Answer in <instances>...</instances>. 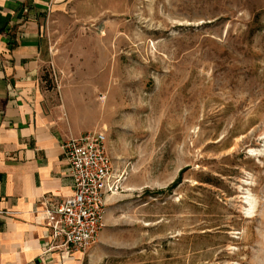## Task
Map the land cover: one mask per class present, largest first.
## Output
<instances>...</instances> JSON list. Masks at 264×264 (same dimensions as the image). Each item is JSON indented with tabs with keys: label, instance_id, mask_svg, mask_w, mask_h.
I'll use <instances>...</instances> for the list:
<instances>
[{
	"label": "rangeland",
	"instance_id": "1",
	"mask_svg": "<svg viewBox=\"0 0 264 264\" xmlns=\"http://www.w3.org/2000/svg\"><path fill=\"white\" fill-rule=\"evenodd\" d=\"M43 38L119 185L84 264H264V0H73Z\"/></svg>",
	"mask_w": 264,
	"mask_h": 264
},
{
	"label": "crops",
	"instance_id": "2",
	"mask_svg": "<svg viewBox=\"0 0 264 264\" xmlns=\"http://www.w3.org/2000/svg\"><path fill=\"white\" fill-rule=\"evenodd\" d=\"M72 2L0 0V264H84L50 237L44 214L73 195L62 147L84 134L59 118L43 82V26Z\"/></svg>",
	"mask_w": 264,
	"mask_h": 264
},
{
	"label": "built area",
	"instance_id": "3",
	"mask_svg": "<svg viewBox=\"0 0 264 264\" xmlns=\"http://www.w3.org/2000/svg\"><path fill=\"white\" fill-rule=\"evenodd\" d=\"M73 195L58 204L46 203L50 237L67 251L85 252L98 240L107 214V197L118 190L104 132H89L63 144ZM45 251L52 246L45 243Z\"/></svg>",
	"mask_w": 264,
	"mask_h": 264
}]
</instances>
